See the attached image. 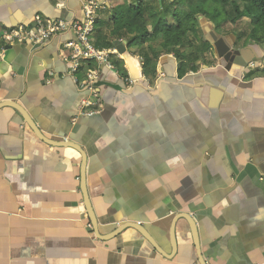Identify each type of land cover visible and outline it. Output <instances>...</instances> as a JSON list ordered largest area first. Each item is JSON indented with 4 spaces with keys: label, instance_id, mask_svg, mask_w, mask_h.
Listing matches in <instances>:
<instances>
[{
    "label": "crops",
    "instance_id": "0c3cea01",
    "mask_svg": "<svg viewBox=\"0 0 264 264\" xmlns=\"http://www.w3.org/2000/svg\"><path fill=\"white\" fill-rule=\"evenodd\" d=\"M83 1L0 0V28L32 26L35 15L81 21ZM96 1L94 34L108 36L116 6L142 1L162 12L174 0ZM167 19L174 24L170 14ZM198 20L197 35L187 34L190 43L174 47L164 48L161 37L139 46L120 38L122 59L112 60L133 83L94 64L102 109L90 117L77 116L86 92L62 59V42L73 39L72 31L39 47L5 45L0 264H199L185 219L175 223L176 248L170 241L180 213L196 217L207 264H264V44L247 41L245 17ZM210 32L238 52L232 61L219 55ZM178 49L204 50L197 70L178 74ZM152 51L160 54L154 76L143 72V56ZM16 104L46 137L81 148L100 236L84 206L82 154L42 141ZM128 222L142 224L162 254L131 227L109 237Z\"/></svg>",
    "mask_w": 264,
    "mask_h": 264
},
{
    "label": "trees",
    "instance_id": "16d2710c",
    "mask_svg": "<svg viewBox=\"0 0 264 264\" xmlns=\"http://www.w3.org/2000/svg\"><path fill=\"white\" fill-rule=\"evenodd\" d=\"M179 3L181 7L178 6ZM227 3L232 7L231 14L224 12V5ZM169 14L173 17L174 24L168 21ZM199 16L213 21L221 19L219 23H236L245 17L250 24L248 31L242 32L245 33L247 41L264 44V0H174L163 6L162 12L152 7L146 8L142 1L136 4H122L114 8L109 35L93 33L94 44L98 48H110L116 46L120 38H124L128 46H139L160 37L164 48L182 45L184 40L190 43L186 37L189 32L197 35ZM98 22L96 20L95 26ZM203 51L201 49L199 53H186L180 49L175 50L180 58L178 74L197 70L195 62ZM159 55V52L152 51L151 55L143 56V72L146 75L154 76ZM114 63L119 68L120 64L117 61ZM120 68L122 69L121 66Z\"/></svg>",
    "mask_w": 264,
    "mask_h": 264
},
{
    "label": "built area",
    "instance_id": "2783aa9c",
    "mask_svg": "<svg viewBox=\"0 0 264 264\" xmlns=\"http://www.w3.org/2000/svg\"><path fill=\"white\" fill-rule=\"evenodd\" d=\"M99 6L96 0H84L82 4L84 18L81 21L35 15V23L32 26L17 24L0 28V57L5 51L6 44L31 43L39 47L65 31L73 32V39L62 42V59L66 63L68 74L86 92L78 107L77 116L80 117H90L98 114L102 109V97L98 87L100 72L94 64H101L117 72L127 85L133 83L126 68H122L124 73L121 74L112 60V58L122 59L117 47L98 48L94 44L95 12ZM49 75H53V72L50 71Z\"/></svg>",
    "mask_w": 264,
    "mask_h": 264
},
{
    "label": "water",
    "instance_id": "95a60500",
    "mask_svg": "<svg viewBox=\"0 0 264 264\" xmlns=\"http://www.w3.org/2000/svg\"><path fill=\"white\" fill-rule=\"evenodd\" d=\"M210 35L212 37V40L214 41V46H215V48H217V51H218L219 55L223 56L225 59L227 57H229V59L232 61L233 57L235 55H237L238 52L236 50H229V48L227 46H225V48H223L221 46L223 44V41L220 40V38H218L213 32H210ZM116 47H117V49H118V51L120 53H124V46H121L123 48H120L119 46H116ZM11 106L15 107L19 111V113L22 115V117L26 121V123L33 129L35 134L42 141H44V142H46L48 144H51L53 146H68V147H72V148H75L77 151H79L82 154V160L83 161L81 162L82 165H81V175H80L81 192H82L83 198H84V204H85L84 206H85V209H86V213H87V216H88V218L90 220L91 230L95 234L99 235L98 223H97L96 217L94 215V211L92 209V206L90 204V200L88 199V194L86 192V187H85V162L87 160L85 159V156L83 155V152H82L81 148L78 145H76L75 143L71 142V141H67V140L54 141V140H51L50 138H48L44 134H42V132L35 126V123L18 106V104L11 105ZM177 218L178 219L179 218L185 219L187 224H188V227L190 229V233H191V236H192V239H193V245H194V248H195V251H196L197 260H198L199 264H207V262L203 259L201 251H200V244H199V240H198V231H197L196 222H195V218L196 217L191 216L188 213H180V214L177 215V217L171 223V227H170V241L172 243V246L175 247V242H176L175 237H174V228H175V223H176ZM129 227L136 229L153 246V248L158 253L162 254L161 247L154 240V238L149 234V232L146 230V228L142 224H138V223H135V222H128L126 224H123V225L117 227L113 232H111L109 237H115L122 230H124L125 228H129Z\"/></svg>",
    "mask_w": 264,
    "mask_h": 264
},
{
    "label": "rangeland",
    "instance_id": "374dc122",
    "mask_svg": "<svg viewBox=\"0 0 264 264\" xmlns=\"http://www.w3.org/2000/svg\"><path fill=\"white\" fill-rule=\"evenodd\" d=\"M130 1H135V0H130ZM226 7V9H227V12H231L232 13V7H231V5L229 4V3H227V4H225L224 5V8ZM246 20H248L247 18H246ZM119 66V65H118ZM120 71H122V69L120 68V66H119V68H118Z\"/></svg>",
    "mask_w": 264,
    "mask_h": 264
}]
</instances>
